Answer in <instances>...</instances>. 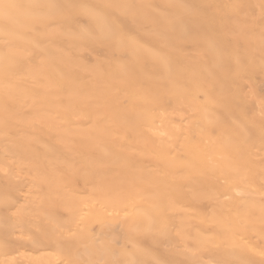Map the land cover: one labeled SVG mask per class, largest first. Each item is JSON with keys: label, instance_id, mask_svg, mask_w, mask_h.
<instances>
[{"label": "bare ground", "instance_id": "bare-ground-1", "mask_svg": "<svg viewBox=\"0 0 264 264\" xmlns=\"http://www.w3.org/2000/svg\"><path fill=\"white\" fill-rule=\"evenodd\" d=\"M257 78L264 0H0V264H264Z\"/></svg>", "mask_w": 264, "mask_h": 264}, {"label": "rangeland", "instance_id": "rangeland-1", "mask_svg": "<svg viewBox=\"0 0 264 264\" xmlns=\"http://www.w3.org/2000/svg\"><path fill=\"white\" fill-rule=\"evenodd\" d=\"M97 55H100V52H98ZM93 57L94 56L90 53L85 54V58L87 60H91ZM243 87H244L245 94L249 98L248 100L250 102V105L256 109H259L260 110L259 115H260V117H262L264 119V114H262V111H261L262 109L260 107V105H261L260 103L264 102V81L261 80L260 78H257L255 80V82L253 83V85L244 81ZM20 195H21L22 199L27 196L26 192H22ZM19 246L21 249L28 250V248L24 247L23 245H19Z\"/></svg>", "mask_w": 264, "mask_h": 264}]
</instances>
